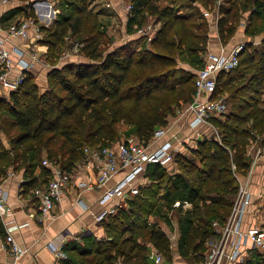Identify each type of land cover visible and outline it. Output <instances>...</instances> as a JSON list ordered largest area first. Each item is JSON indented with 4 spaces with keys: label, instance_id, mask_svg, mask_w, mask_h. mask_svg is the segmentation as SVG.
I'll return each instance as SVG.
<instances>
[{
    "label": "trees",
    "instance_id": "obj_1",
    "mask_svg": "<svg viewBox=\"0 0 264 264\" xmlns=\"http://www.w3.org/2000/svg\"><path fill=\"white\" fill-rule=\"evenodd\" d=\"M130 1L134 11L129 22L136 27L149 21L160 23L143 46H137L145 40L141 36L113 44L101 30L97 14L89 10V0H58L60 14L50 28H43L47 35L41 40L46 45L45 60L52 65L47 72L52 86L39 89L34 73L25 72L16 90L8 97L0 96V179L10 169L22 171L21 193L29 194L48 181L50 169L42 164L44 158L71 170L83 158L85 146L117 141L121 123L133 124L134 135L145 144L158 127L192 101L195 71L203 65V57L198 58L194 72L179 67L177 58L183 51L195 55L201 46L205 48L206 34L194 32L201 30L203 23L195 22L193 9L214 5L216 0ZM218 10L221 41L234 34L242 17L240 11L250 12L246 33L254 36L264 31V0H223ZM66 36L74 37L73 43L80 45L78 55L83 62L55 64L58 45ZM260 46L259 51L252 42L245 43L238 65L216 76L213 96L230 88L229 96L239 99L233 110L212 118L222 143L213 137L202 138L187 152L175 155L173 168L149 165L148 183L99 223L103 235L96 238L87 234L81 243L66 242L63 249L67 258L61 264H151V248L165 258L171 252L169 237L162 228L148 225L163 189L171 203H191V217L196 221H185L179 252L192 260L191 264L203 260L205 240L214 233L212 221L226 219L236 194L231 163L237 173L244 174L249 165L246 145L250 138L264 133V101L260 100L264 92V39ZM257 55L259 61L252 64ZM243 56L245 67L252 71L244 82L234 84L246 75L243 71L231 76ZM209 181L220 186L222 194L216 199L207 200L201 193ZM242 264H264V255L249 250Z\"/></svg>",
    "mask_w": 264,
    "mask_h": 264
},
{
    "label": "built area",
    "instance_id": "obj_2",
    "mask_svg": "<svg viewBox=\"0 0 264 264\" xmlns=\"http://www.w3.org/2000/svg\"><path fill=\"white\" fill-rule=\"evenodd\" d=\"M11 1L0 0V6ZM104 1L106 6L111 5V0ZM115 1L128 17L132 16L134 4L130 0ZM21 4L24 7L22 14L8 25L5 35L0 32V96L4 97L16 90L25 72L33 73L36 65L49 69L52 67L45 60V53L42 58L37 52L27 49L26 51L19 45L13 44L9 48L6 40L8 37H19L29 41V32L32 31L34 42L41 41L43 28L53 23L59 9L54 6L52 0H28ZM155 24L157 23L149 22L138 27L135 35L149 41L157 30ZM243 47L244 44L240 43L228 50L224 47H220L217 52L206 50L202 55L203 65L195 71V92L192 101L186 105L188 125L197 137L201 136L200 139L213 137L222 143L212 118H220L228 113V102L224 95L213 96L216 90V76L219 72L229 71L238 65ZM79 49L80 45L73 43L60 53L58 63L67 61L71 56H79ZM202 127L210 129L211 133L199 130ZM166 133L167 124L158 127L152 139L145 144L136 135H131L106 145H87L83 148V158L71 170H64L58 162L44 158L42 164L50 169V177L46 184L32 190L38 199L37 221L44 222L52 217L54 206L61 201L71 185L78 188L104 187L97 198V203L102 206L94 216L97 223L114 214L118 208L125 205L124 201L138 194L148 183L146 172L149 165L171 169L174 167L175 155L185 150L187 152L188 146H184L186 149L182 151L183 142L173 136L158 142ZM154 143L157 145L154 146ZM246 155L249 165L244 174L237 173L235 164L231 163L237 181L236 194L226 219L223 222L212 221L214 233L205 240L204 258L197 264H242L249 250L264 255V169L259 170L264 157V133L249 139ZM86 169L97 173L94 181L81 180L82 172ZM120 173L123 174L108 185V182ZM108 202H112V205L106 206ZM173 206L190 208L191 203L187 200H175ZM7 210V192L0 182V217H4ZM245 215L251 216L252 222L243 229L242 221ZM22 225L24 224L18 227ZM6 228L5 242L9 245L12 264H15L25 249L16 242L12 234L17 226ZM50 248L54 254L52 264H60L61 260L67 258L62 245L50 244ZM150 258L151 264H168L164 256L155 250L150 252Z\"/></svg>",
    "mask_w": 264,
    "mask_h": 264
},
{
    "label": "crops",
    "instance_id": "obj_3",
    "mask_svg": "<svg viewBox=\"0 0 264 264\" xmlns=\"http://www.w3.org/2000/svg\"><path fill=\"white\" fill-rule=\"evenodd\" d=\"M220 3H223V0H216L213 10H206L204 12L205 14H210L212 16V27L210 30V39L207 44V50L217 52L220 50V47H224L225 50H228L240 43H255L264 39V31L254 36L245 32V27L248 23L247 18L250 12L240 11L242 17L236 26L234 34L225 42L221 41L217 32V21L220 16L218 5ZM20 6H22V4L17 2V0H12L10 3L0 6L1 34L5 35L8 25L16 17L22 14L23 10L21 11L18 9ZM28 40L29 41L23 40L19 37H8L6 45L9 48L13 44L19 45L25 50L27 49L31 52H37V54L43 58L46 45L42 41L34 42L32 31L29 32ZM67 61L83 62L84 58L82 56H71ZM48 70L49 68L41 67L39 65H36L34 68L33 73L35 76V82L41 90H44L45 88L44 86L46 84ZM37 79H41V82H44L45 84L40 86ZM186 105L182 106L175 116L168 119L167 133L164 138L160 139L158 142L165 140L166 138H172L173 136L177 140L179 139L183 142L182 147H193L195 143L200 140L201 136L197 137L193 129L188 125L189 115L186 111ZM199 130H202L207 134L211 133V130L205 127H202ZM3 142L5 144L7 143L5 138L3 139ZM155 145L157 144L154 143V146ZM185 149L186 147L181 150L183 151ZM260 169H264V157L262 159V164L259 166V170ZM11 172L12 174L10 175ZM82 173L81 180L94 181L96 179L97 173L92 169H86ZM122 174L123 173L116 175V177L108 182V185L112 184ZM23 180L24 177L22 171H13L11 169L0 179V182H2L3 187L7 192L8 203V210L5 212V216L0 217V225L3 229V234L0 235V264H12L13 261L9 245L5 242L7 226H17V228L12 231V234L16 242L25 249L24 254L15 264H52L54 261V254L50 248V244L62 245L63 248L66 242L74 241L81 243L83 240L82 237L87 234L94 235L96 238H100L103 235V227L95 221L94 216L102 208V206L97 203V198L103 191L104 187L99 189L96 187L78 188L71 185L61 201L54 206L52 217L44 222H38L36 217L38 199L34 196L32 191H30L29 194L21 193L20 184ZM126 202L127 200L123 202V205L126 204ZM111 205L112 202H108L106 206ZM251 222V216L245 215L242 221V228L246 229ZM20 224L24 225L18 227ZM167 236L170 239L175 240L178 237L176 228L172 230L170 236ZM171 245L172 248L175 246L174 241H171ZM151 251H154V249L151 248ZM175 252H173V254ZM61 262L62 260L60 261V264ZM165 262L168 264H186L179 257H176L173 261L165 260Z\"/></svg>",
    "mask_w": 264,
    "mask_h": 264
},
{
    "label": "rangeland",
    "instance_id": "obj_4",
    "mask_svg": "<svg viewBox=\"0 0 264 264\" xmlns=\"http://www.w3.org/2000/svg\"><path fill=\"white\" fill-rule=\"evenodd\" d=\"M57 1L58 0H52V3L54 4V6L56 8L59 9L58 14H60V11H61L60 8L62 9V6H60V5L57 6L56 5ZM197 4H199V3H197ZM213 6L214 5H210L207 7H203V6L198 7L197 6L198 8L193 9L195 12V15H194L195 22L200 23V24L203 23L202 29L201 30H199V29L194 30V32L206 34V45L204 46L205 48H203V46L200 45L202 47V49L198 52V54H195V55L189 54L188 51H183V53H180L178 58H177L179 67L182 66L184 69L192 71V72H194L197 69V67L199 65L198 58L201 55H203L205 49L207 50V44H208V41L210 39V37H209L210 36V30L212 27V25H211L212 16L210 14H205L204 12L206 10L212 11ZM88 8L90 11L97 14L98 21L101 24L100 25L101 30L105 31V33L107 34V37L111 38L113 44L114 43L115 44L121 43L122 41H125L129 38H133V36H136L135 32H136L138 27H136L135 24H132L131 22H129L130 17H128L125 14V12L121 9L120 5L115 0H113V2L111 0L110 6H106L104 0H89ZM183 10H186V9H183ZM149 22L151 24L154 23L153 21H149ZM52 24L53 23L46 26L47 29L50 28L52 26ZM155 25L158 28L160 23H157ZM43 35L45 36V35H47V33L45 34V32H43ZM75 40L76 39L74 37L67 38V36H66L65 39L58 45V49L60 51L58 52L59 55L56 59L55 64H58V62L60 60V58H59L60 53L63 50L67 49ZM145 42H146V40H143L137 46H143ZM253 45L255 47H258L257 49H259V51H260V49H261L260 41L253 43ZM243 58H244V56L242 57V61H241L240 65L238 66V68L234 72L231 73V76H236L239 72L245 71L246 72L245 78L241 79L240 81H235L234 84H240V83L244 82L246 80V78H248L250 76V72L252 71V69L250 67H248V68L245 67L246 64L243 62ZM257 61H259V55H257L256 59L254 61H252L251 63L253 64V63H256ZM52 64H54V63H52ZM37 80H38V83L40 86L45 84L44 82H41V79H37ZM47 86H52V84H51V81L47 79V75H46V84L44 87L47 88ZM229 89H228V92L222 94L227 98L228 111L230 109L233 110L235 102L239 100V99L235 100L234 98L232 99L229 96V94H230ZM260 100L264 101V92L261 95ZM133 134H134V125L133 124L121 123V124H119L118 135H117V138L115 140H117V141L124 140L126 137H129ZM5 145L7 146V144H5ZM43 156L46 157L45 153H43ZM201 193L205 196V198H208L207 200H209L211 198L216 199L219 196H221V194H222L220 186L217 185L216 183H214L213 181H209L207 183V185L203 188ZM156 202H157V206H156L154 212L149 215L148 225H154V226H158V227L162 228L164 230V232L166 233V235H169V236L172 233V230H174L176 228V232L178 235V237L175 240L170 239L171 241H174L175 246L173 248L171 247V252L169 254H166L165 258L169 261H173L176 257H179L184 263L191 264L192 260H190L187 257H184V255H182V253L179 252V246H180V242H179L180 236L179 235H180V232L182 233L183 225H184L185 221H186V223L191 219L196 221V219L194 217H191V211L190 210H191L192 206L190 208L189 207L188 208H181V207L176 208V207H174L173 203H171V201L167 200V198L165 196L164 189L162 191H160L159 195H157ZM140 240L143 241L142 239H140ZM173 252H175V253L173 254ZM149 260L151 261L150 254H149ZM222 264H224V262H222Z\"/></svg>",
    "mask_w": 264,
    "mask_h": 264
},
{
    "label": "water",
    "instance_id": "obj_5",
    "mask_svg": "<svg viewBox=\"0 0 264 264\" xmlns=\"http://www.w3.org/2000/svg\"><path fill=\"white\" fill-rule=\"evenodd\" d=\"M194 1V0H193Z\"/></svg>",
    "mask_w": 264,
    "mask_h": 264
}]
</instances>
